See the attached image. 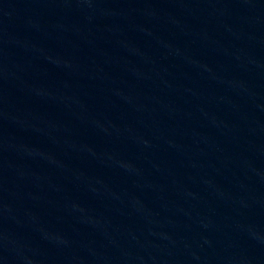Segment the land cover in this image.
<instances>
[{"label":"water","instance_id":"1","mask_svg":"<svg viewBox=\"0 0 264 264\" xmlns=\"http://www.w3.org/2000/svg\"><path fill=\"white\" fill-rule=\"evenodd\" d=\"M0 264H264V0H0Z\"/></svg>","mask_w":264,"mask_h":264}]
</instances>
